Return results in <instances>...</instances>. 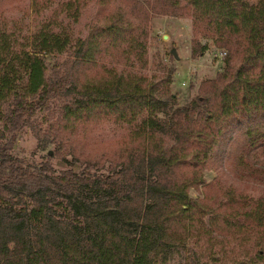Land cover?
I'll use <instances>...</instances> for the list:
<instances>
[{"label":"trees","instance_id":"1","mask_svg":"<svg viewBox=\"0 0 264 264\" xmlns=\"http://www.w3.org/2000/svg\"><path fill=\"white\" fill-rule=\"evenodd\" d=\"M122 3L74 40L0 29V264H264V0ZM158 15L190 19L191 56L225 51L181 106L172 69L126 62ZM105 118L125 139L83 144ZM25 127L44 160L12 153Z\"/></svg>","mask_w":264,"mask_h":264},{"label":"rangeland","instance_id":"2","mask_svg":"<svg viewBox=\"0 0 264 264\" xmlns=\"http://www.w3.org/2000/svg\"><path fill=\"white\" fill-rule=\"evenodd\" d=\"M122 1L126 0H112L106 4L104 0H0V29L18 40L40 28L43 23H48L53 31L64 30L74 40L84 37L92 25L104 17L106 7L123 5ZM66 2L78 9L75 17L70 10L67 14L62 9L61 4ZM191 37L188 17L151 16L145 39L136 54L126 53L127 64L136 67L147 77L172 69L169 90L175 95V102L179 106L196 93L202 80L212 78L220 70L225 56L218 57V53L224 49L212 45L202 55L191 56ZM112 61H124V58L117 56L108 60L109 63ZM78 130V138L83 144L109 150L124 140L127 134V127L114 122L112 118L91 122ZM38 141L29 127H25L18 132L12 153L27 161L44 160L53 145L42 147ZM50 162L57 170L68 167L55 156L50 158ZM212 176L210 172L205 174L207 179Z\"/></svg>","mask_w":264,"mask_h":264},{"label":"built area","instance_id":"3","mask_svg":"<svg viewBox=\"0 0 264 264\" xmlns=\"http://www.w3.org/2000/svg\"><path fill=\"white\" fill-rule=\"evenodd\" d=\"M223 54H225V52H224V51H220V52L218 53V57L221 58Z\"/></svg>","mask_w":264,"mask_h":264},{"label":"water","instance_id":"4","mask_svg":"<svg viewBox=\"0 0 264 264\" xmlns=\"http://www.w3.org/2000/svg\"><path fill=\"white\" fill-rule=\"evenodd\" d=\"M172 55H173V57H174V58H176V55H175V53H174V52H172Z\"/></svg>","mask_w":264,"mask_h":264}]
</instances>
